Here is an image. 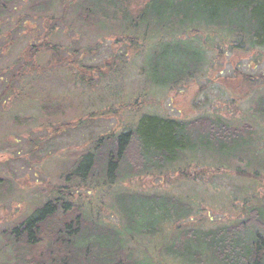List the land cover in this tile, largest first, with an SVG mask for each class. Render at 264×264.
<instances>
[{
	"label": "rangeland",
	"instance_id": "1",
	"mask_svg": "<svg viewBox=\"0 0 264 264\" xmlns=\"http://www.w3.org/2000/svg\"><path fill=\"white\" fill-rule=\"evenodd\" d=\"M4 1L0 264L11 263L4 241L10 231L46 201L58 198L115 227L119 220L113 208L120 196L145 189L180 200L186 218L164 226L162 234L135 237L130 243L138 257L153 264H182L167 258L160 248L170 240V228L217 229L244 220L250 206L264 212V119L256 115L255 107L264 96V49L246 56L229 50L226 42H204L202 37L199 41L207 52L202 73L171 89H159L140 76L148 50L137 56L127 43L120 44L131 37V29L100 26L91 19V25L82 23L81 5L86 0ZM137 37L135 44L143 46L141 33ZM40 44L55 47L54 56L43 51L30 59V48ZM259 52H263L260 59ZM246 76L257 86H248ZM143 114L177 121L206 117L232 127L246 126L250 148L229 157L198 153L187 159V155L155 175L131 177L130 184L119 181L115 187L98 189L97 179L83 183L73 176L66 181L100 137L134 129ZM87 187L96 189L87 196Z\"/></svg>",
	"mask_w": 264,
	"mask_h": 264
},
{
	"label": "trees",
	"instance_id": "2",
	"mask_svg": "<svg viewBox=\"0 0 264 264\" xmlns=\"http://www.w3.org/2000/svg\"><path fill=\"white\" fill-rule=\"evenodd\" d=\"M3 7L6 1L0 0V12ZM81 10L83 24L91 25V19L100 26L133 31L120 44L127 43L137 56L148 50L140 76L154 88L171 89L202 73L207 54L199 41L202 37L204 42H226L229 50L246 56L264 49V0H86ZM139 33L143 46L135 44ZM43 51L54 56L55 47L40 44L28 55L34 59ZM244 79L248 86H257L249 84L250 76ZM255 107L256 115L264 119V96ZM249 136L246 126L232 127L220 119L177 121L143 114L134 129L100 137L66 181L72 176L83 183L97 179L98 189L115 187L119 181L130 184L131 177L155 175L187 155L189 159L198 153L229 157L247 152ZM93 189L87 187L86 195ZM154 192L140 189L120 196L112 207L119 220L116 227L102 223L99 216L97 220L86 216L76 206L70 208L64 199L48 200L4 239L10 264H153L138 257L130 243L135 237L162 234L164 226L187 217L180 200ZM245 215L244 220L217 229L175 226L160 248L182 264H264V212L250 206Z\"/></svg>",
	"mask_w": 264,
	"mask_h": 264
},
{
	"label": "flooded vegetation",
	"instance_id": "3",
	"mask_svg": "<svg viewBox=\"0 0 264 264\" xmlns=\"http://www.w3.org/2000/svg\"><path fill=\"white\" fill-rule=\"evenodd\" d=\"M5 8H6V7H3V8H2V11H3Z\"/></svg>",
	"mask_w": 264,
	"mask_h": 264
}]
</instances>
